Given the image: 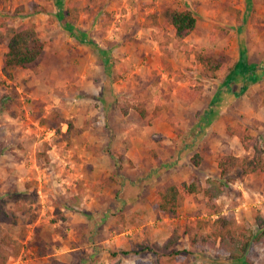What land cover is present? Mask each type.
I'll return each instance as SVG.
<instances>
[{"label": "rangeland", "instance_id": "374dc122", "mask_svg": "<svg viewBox=\"0 0 264 264\" xmlns=\"http://www.w3.org/2000/svg\"><path fill=\"white\" fill-rule=\"evenodd\" d=\"M169 5L194 11L197 26L185 42L225 62L217 77L203 75L195 52L181 49L166 67L151 15ZM4 15L16 27L33 21L45 41L40 58L13 79L3 72L7 47L0 42V94L12 91L0 110V199L33 191L37 213L33 223L22 216L17 226L3 224L19 241L8 264H110L113 250L123 264L155 261L153 243L176 228L185 264L230 263L191 246L185 234L189 219L207 218L203 195L187 198L175 216L152 202L164 183L205 181L219 176L223 154H247L228 126L242 123L264 141V0H0ZM240 61L253 69L227 82ZM183 87L202 93L187 105L177 95ZM141 104L146 117L136 109ZM53 110L73 120L71 145L41 122ZM231 188L219 199L223 211L232 209L259 234L264 175L238 176ZM59 200L64 218L55 212ZM246 258L264 264V235Z\"/></svg>", "mask_w": 264, "mask_h": 264}, {"label": "trees", "instance_id": "16d2710c", "mask_svg": "<svg viewBox=\"0 0 264 264\" xmlns=\"http://www.w3.org/2000/svg\"><path fill=\"white\" fill-rule=\"evenodd\" d=\"M73 7L77 19V7L74 5ZM36 8L34 4V9ZM151 17V25L160 28L158 43L166 67L171 68L169 58L172 56L173 50L181 49L187 55L195 52L202 65V74L206 77L215 78L218 76V72L225 69L226 64L222 59L213 55H204L202 52L190 48L185 42L186 37L197 26L198 19L192 9H180L169 5L163 11L153 13ZM160 17L164 19L163 22L160 21ZM167 25L173 27L174 35L169 33ZM0 42H4L7 47L3 54V72L9 79L14 78L13 73L16 70L28 68L35 63L45 49V41L40 36L36 23L28 21L16 27L5 15L0 17ZM252 66L245 61L238 62L236 69L228 76L227 82L231 81L235 75L249 73L253 69ZM10 92L12 91L0 94V110L6 99L12 95ZM201 93L202 88L183 87L178 90L177 95L179 99L189 105ZM136 109L142 117L147 116L146 108L142 104L137 105ZM210 113L213 112L210 111ZM41 122L56 130L57 134L62 137L59 142L65 139L71 145L72 136L78 134L73 120L64 118L59 110H53L49 116L42 118ZM64 123L68 124V129L65 132L62 131V124ZM3 133V129L0 128V137ZM227 133L230 136L238 137L247 154H223L218 161L219 176L208 177L205 181L197 176H192L188 181L164 183L158 190L152 207L164 215L175 216L187 198L193 195H203L205 198L204 211L207 218L189 219L186 222L185 234L189 235L190 245L202 252L214 249L218 255H227L231 260L228 264H250L246 262L249 248L252 243L262 240L264 230L256 234L248 222L237 220L232 209L223 211L219 199L222 195L231 194V184L238 180V176L244 178L253 173L264 175V141L259 136L252 134L242 123L228 126ZM124 155L120 154L121 160L125 159ZM45 156L48 158L47 155ZM202 159V154L196 153L192 162L199 165ZM32 192L23 193L15 190L5 198L0 199V264H8L10 257L18 252L19 244L18 239L3 228V224L17 226L22 216H26L28 223L37 220ZM239 195L241 196V194ZM55 212L59 217L64 218L63 205L60 200L55 202ZM256 218L258 219V227H263L264 216L260 210H257ZM181 237L182 233L179 229H174L164 243L154 242L150 248L151 252L154 253L155 261L138 260L136 264H185V252L175 248ZM121 254L117 250L111 251L110 264H123ZM45 255V249H41L40 256ZM48 264L68 263L54 258ZM200 264L208 263L202 262Z\"/></svg>", "mask_w": 264, "mask_h": 264}, {"label": "crops", "instance_id": "0c3cea01", "mask_svg": "<svg viewBox=\"0 0 264 264\" xmlns=\"http://www.w3.org/2000/svg\"><path fill=\"white\" fill-rule=\"evenodd\" d=\"M216 103H217V102H216ZM212 112H213V113H215V111H214V110H213Z\"/></svg>", "mask_w": 264, "mask_h": 264}]
</instances>
